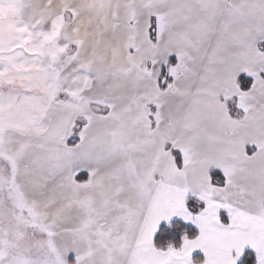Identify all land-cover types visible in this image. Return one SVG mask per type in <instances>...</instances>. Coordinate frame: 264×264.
Instances as JSON below:
<instances>
[{
    "label": "snow or ice",
    "instance_id": "obj_1",
    "mask_svg": "<svg viewBox=\"0 0 264 264\" xmlns=\"http://www.w3.org/2000/svg\"><path fill=\"white\" fill-rule=\"evenodd\" d=\"M0 264H264V0H0Z\"/></svg>",
    "mask_w": 264,
    "mask_h": 264
}]
</instances>
